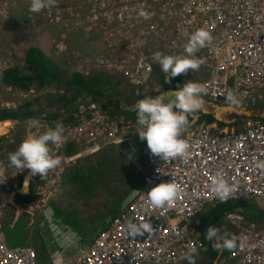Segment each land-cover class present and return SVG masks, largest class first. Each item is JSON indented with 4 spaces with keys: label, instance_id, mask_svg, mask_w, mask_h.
Returning a JSON list of instances; mask_svg holds the SVG:
<instances>
[{
    "label": "built area",
    "instance_id": "built-area-1",
    "mask_svg": "<svg viewBox=\"0 0 264 264\" xmlns=\"http://www.w3.org/2000/svg\"><path fill=\"white\" fill-rule=\"evenodd\" d=\"M99 1L91 0L95 7L90 11L96 27L100 29L97 18L107 27L102 38L106 50L94 58V65L147 89L154 67H160L154 53L187 55L179 50L185 49L192 33L205 29L211 33V43L195 52L194 56L203 63L197 74L190 72L194 82L205 89L203 98L223 104L219 95H225L228 101L231 94L237 105H264V0ZM55 14L65 19L67 24L57 23L66 29L77 31L81 26V20L72 17V11L64 9ZM85 98L61 123L65 140L50 146L51 155L59 156L61 165L43 178L48 194L60 187V174L70 162L83 152L97 151L104 141L135 145L140 142L149 173L142 187L130 196L123 212L77 257L67 260L68 264H190L189 257L193 264L201 263L195 260L201 240L192 237L190 231L184 235L185 224L207 206L222 202L210 189L211 176L216 171H222L238 184V191L224 202L241 200L257 207L264 203V124L248 122L244 129L237 130L189 121L184 130L188 154L163 161L153 156L146 142L139 139L136 132L140 126L136 121L105 111L90 96ZM62 112L56 105H47L43 115ZM68 143L74 149L66 155ZM5 160L0 157V264H38L33 246L6 245L4 217L14 194L9 187L18 188L17 176L26 169L18 173L20 170ZM169 180L181 186L182 193L169 206L150 205L147 191ZM126 217L138 225L149 223L152 229L128 236L124 227ZM244 218L236 211L226 213L223 221L232 227L231 236L237 246L223 260L264 264V227Z\"/></svg>",
    "mask_w": 264,
    "mask_h": 264
},
{
    "label": "rangeland",
    "instance_id": "rangeland-1",
    "mask_svg": "<svg viewBox=\"0 0 264 264\" xmlns=\"http://www.w3.org/2000/svg\"><path fill=\"white\" fill-rule=\"evenodd\" d=\"M105 1L107 2V0ZM30 6L31 0H0V108L28 103L30 109H33L58 99L55 96L41 94L47 91L44 87L39 92L29 93L25 90L20 93L19 91L23 90L13 87L3 80V70L12 67L19 69L25 67V51L29 47H39L51 56L59 67L62 66L71 71L85 75L93 71H105L102 67L94 65V58L106 50L102 38L106 35L107 27L99 18L96 21L100 23V29L95 26V18L92 17L90 11L95 6L91 0H56L55 6L44 8L39 13L31 12ZM64 9L72 11V17L81 20V26L77 31L66 29L57 23L62 21L63 24H67L63 17H57L55 14L56 11L63 13ZM72 9L77 12H73ZM112 75L124 79L121 87L122 92L127 95L140 94L144 96L162 89V83L155 72H153L147 89L134 86L121 75ZM179 78L180 84L191 80L188 73L179 75ZM171 86L172 84L167 87ZM248 110L246 108L236 110L226 106L216 107L205 103L201 111L213 113L219 121L231 122L232 126L241 129L249 122ZM251 110L255 115L259 113L258 108H251ZM235 114L247 116H240L238 118H242V120L236 121L238 118L235 119ZM0 124H3L0 136L4 134L5 130L7 132L11 128L9 133L17 141V146L27 134V123L22 124L20 119H9L8 122L3 121ZM136 146L110 145L91 155L80 156L75 162L77 163L76 168L85 167L84 175L92 180V186L90 185L91 188L83 189L78 193L77 184L71 181L65 183L64 175L63 185L49 200V207L54 214L49 219L51 227L47 223L49 220L45 217L50 214L49 209H45L48 212H45L47 214L45 215L40 210L28 213L7 208L5 213L7 225L14 229H17L21 223L23 226L27 225V230L24 228L25 230H19L20 232L7 233L5 231L9 237H13L8 241V246L32 245L35 251L41 252L45 260L43 264H52L53 253L57 251L63 252L66 259L76 257L79 250L84 248L92 238L87 236H90L93 231L98 233L103 229L109 222L110 214L115 216L119 213L120 209L117 211L119 203L141 184L142 178L148 172L149 168L141 151L143 146L140 142H137ZM129 198L130 196L124 201V207ZM57 209L68 213L69 217L74 219L75 225L62 223L56 214ZM17 215L18 219H16ZM17 221L21 223L19 224ZM256 223L264 226V222ZM228 228L231 229L229 226ZM79 230H85L86 236L82 237ZM87 232H89L88 235ZM71 233H75L78 239L71 246L62 247V244L70 238ZM195 260L201 261L199 264H206V255L198 253ZM219 264L229 263L221 260Z\"/></svg>",
    "mask_w": 264,
    "mask_h": 264
},
{
    "label": "clouds",
    "instance_id": "clouds-1",
    "mask_svg": "<svg viewBox=\"0 0 264 264\" xmlns=\"http://www.w3.org/2000/svg\"><path fill=\"white\" fill-rule=\"evenodd\" d=\"M55 5L56 0H31L30 11L39 13L42 9ZM211 40L210 32L198 29L191 34L185 46L187 55L154 53V59L167 76L166 82L169 78L197 70L203 61L194 54L198 49L211 43ZM204 92L205 89L199 83L188 80L178 87L174 98L166 99L168 94L163 93L156 97L145 95L136 102V122L140 126V131L136 133L141 141L146 142L147 149L153 156L165 161L188 154L189 144L184 139V130L189 124V116L195 117L204 108L205 101L202 96ZM228 99L230 102H235L231 94ZM27 129L26 136L15 151L9 154L8 159L11 166L20 170L18 173L27 169L30 176L39 174L43 178L49 170L61 165V158L51 155L50 146L65 140L64 127L61 123L50 127L38 119H31L27 121ZM210 189L220 201L224 202L238 191V184L222 171H216L211 176ZM182 191L181 186L169 180L151 187L146 194L150 205L161 208L171 205ZM124 227L128 236L133 237L143 232L149 233L152 229L149 223L138 225L130 217L125 218ZM204 236L212 242L216 250H231L236 247L235 238L216 226H209ZM77 239L76 234L71 233L62 247L71 246ZM192 251L195 252V249ZM189 261L193 264L190 257ZM52 264H68V261L63 252L57 251L53 253Z\"/></svg>",
    "mask_w": 264,
    "mask_h": 264
},
{
    "label": "trees",
    "instance_id": "trees-1",
    "mask_svg": "<svg viewBox=\"0 0 264 264\" xmlns=\"http://www.w3.org/2000/svg\"><path fill=\"white\" fill-rule=\"evenodd\" d=\"M25 67L19 69L18 67L8 68L2 71V78L5 82L9 83L11 86L16 87L20 90H28L30 88L41 89L43 87H47L49 91H45L41 94L48 96H55L56 98L54 102H49L47 105H56V108H62V114L59 113H47L43 115L44 108L47 105H43L39 108L30 109L28 103H23L16 108L13 107H1L0 108V122L4 119H20L22 124H26L27 121L31 119H38L46 126L53 127L57 123H62L65 120H68L70 115L73 114L76 105L79 102L85 101V97H91L92 99L101 102L102 108L112 114L119 113L122 114L126 119H130L132 121H136V110L125 109L121 102L125 100L127 104L133 102L135 99L140 97L141 95H127L122 92V83H124V79L121 77L114 76L106 71H93L89 74H82L77 71H71L63 68L53 61L51 56L47 55L42 49L39 47H29L25 51ZM153 72H155L161 83L162 89L167 88L168 85L165 84V73L161 71V68L154 67ZM172 85L180 87V78L179 75L175 78H171ZM51 100V99H50ZM125 102V103H126ZM247 109V108H246ZM253 110L251 108L248 110V114H250ZM195 118L200 123H213L216 122L220 126L226 125V123L219 121L215 118L212 113H208L205 111H199L195 117L189 116V119ZM258 118L264 122V117ZM242 120V118H238V120ZM24 127V126H22ZM3 128V124H0V129ZM11 129V128H10ZM2 138L0 137V143L2 142ZM129 146V144H123ZM71 144H68L65 150L66 154L71 153ZM132 147H137L135 144H131ZM74 148V147H73ZM71 150V151H70ZM142 150V149H141ZM133 152H135L132 149ZM77 164L70 168V170L65 174L64 181L65 183L73 182L77 184L78 193H80L83 189L88 190L90 185L92 186V180L84 175L85 167L80 169L76 168ZM145 176V175H144ZM44 178V177H43ZM39 176V174L35 176H31L29 181V189L27 193H16L15 200L18 203H27L34 199V185L41 184L44 182V179ZM144 177L142 178L141 184L137 186L135 189L141 187L143 183ZM92 192V191H90ZM133 191H131L132 193ZM84 193V191H83ZM131 193H129L131 195ZM128 194V195H129ZM129 195V196H130ZM127 196V198L129 197ZM127 198L125 200H127ZM119 203L117 207V211L124 207V201ZM260 206V205H258ZM262 207V206H261ZM253 206L249 203L242 201L235 202H226L223 204L216 205L208 209L206 212L201 213L199 219L196 217L197 224L196 228L200 231V238L204 243V252L206 255V264H219L220 260L225 256L229 255L235 248L231 250H223L219 251L214 249L212 242L208 241L204 233L209 226H216L221 229V221L226 212L231 210H240L244 216L252 221V222H264V208ZM116 213V212H115ZM56 214H58L60 221L66 225L71 224L75 225L74 219L70 218L68 213H63L59 209L56 210ZM114 214H110V218L113 217ZM21 221V220H20ZM17 223H19L17 221ZM21 223V222H20ZM19 223V224H20ZM22 225V223H21ZM17 227L14 229L7 225L5 222L4 228L7 233L10 232H20L19 230H27V225ZM25 228V229H24ZM77 230V229H75ZM85 230H79L81 236L84 237ZM222 231V229H221ZM91 232V231H90ZM89 232H87V235ZM97 234V232H91L90 236L93 237ZM9 240H12L13 237H9ZM36 258L40 264L45 262L44 258L41 255L39 250L36 251ZM233 264V262L228 261Z\"/></svg>",
    "mask_w": 264,
    "mask_h": 264
},
{
    "label": "bare ground",
    "instance_id": "bare-ground-1",
    "mask_svg": "<svg viewBox=\"0 0 264 264\" xmlns=\"http://www.w3.org/2000/svg\"><path fill=\"white\" fill-rule=\"evenodd\" d=\"M105 1V0H104ZM57 18V17H56ZM179 52H181V53H184L185 52V49H180L179 50ZM160 68V67H159ZM198 70H200L199 68L197 69V70H195V71H192L193 72V74H197V71ZM191 72V71H190ZM190 72H188V76L191 78V81H193L194 82V78L192 77L193 75L190 73ZM165 77H166V74H165ZM165 80V79H164ZM169 83V84H168ZM171 83H172V81L170 80L169 82H166L165 81V84L166 85H168V86H170L171 85ZM132 84V83H131ZM134 86H137V85H134ZM172 86H174V85H172ZM177 87V86H176ZM47 91H49V89L47 88V87H44ZM23 91H25V90H23ZM27 92H31V93H35V92H39V91H41L40 89H37V88H30V89H28V90H26ZM204 97V96H203ZM219 99L220 100H224V102H221V103H223V104H220V103H216V102H213V101H209V100H207V99H205V98H203L204 99V101H205V103H207V104H209V105H214V106H216V107H221V106H226V107H232V108H234V109H236V110H240V109H245V108H247V109H250V108H252V107H247V106H245V105H237L236 104V101H235V99H234V103L233 102H230L229 100L228 101H225L226 100V97H225V95H219ZM82 102H84V101H82ZM99 102V101H98ZM122 102H126L125 100H123ZM81 103V102H80ZM100 103V105H101V102H99ZM126 105H127V102L125 103ZM8 105V104H7ZM16 106L17 105H12V107L13 108H16ZM5 107H10L9 105L8 106H5ZM101 107H102V105H101ZM254 109H255V107H253ZM258 110H259V113L258 114H256L255 115V113H254V111H252L248 116L249 117H247L248 119H249V122H253V121H258L259 123H261V124H264V122H262L259 118H258V116L259 117H264V105H258ZM208 113H210V112H208ZM119 114V113H118ZM213 114V113H212ZM240 116H247V115H240V114H238V115H236L235 114V119H237L238 117H240ZM254 116H256V117H254ZM189 121H193V122H198L195 118H193V119H189ZM200 123V122H199ZM204 124H206V123H204ZM208 124H210V125H214V126H219V127H224V128H230V129H237V128H235L234 126H232V123L231 122H228V123H226V125H224V126H220L219 124H217L216 122H213V123H208ZM247 126V125H246ZM246 126H244L243 128H241V129H237V130H242V129H244ZM54 127V126H53ZM9 131H10V129L6 132V130H5V132H3L4 134L2 135V136H0V137H3L2 138V142L0 143V157H1V159L2 160H5L4 158H6L7 160H5L6 162H9V159H8V157H9V154L10 153H12V152H14L15 151V149L17 148V141H15V139H14V137L13 136H11L10 135V133H9ZM69 144V143H68ZM67 144V145H68ZM123 144H127V143H117V144H111V142H107V141H104V144L103 145H101L99 148H98V150L97 151H99V150H101V149H103V148H106L107 146H110V145H123ZM67 145L65 146V149H64V153H65V150H66V147H67ZM131 144H129V146H130ZM133 145V144H132ZM52 146V145H51ZM96 150V149H95ZM97 151H94V152H97ZM142 153H143V155H144V157H145V154H144V151H143V147H142ZM94 152H83L80 156H83V155H91V154H93ZM66 154V153H65ZM66 155H68V154H66ZM80 156L79 157H77L76 159H75V161L74 162H70V164H69V166H67L66 168H65V170H64V172L63 173H61L60 174V179H59V182H60V186L61 185H63V177H64V175L70 170V168L71 167H73L75 164H77V163H75L76 162V160L78 159V158H80ZM145 159H146V157H145ZM146 162H147V160H146ZM147 165H148V163H147ZM148 168H149V166H148ZM148 171H149V169H148ZM148 173L149 172H147L146 174H145V176H147L148 175ZM145 176H144V180H145ZM30 178H31V176H30V174H29V170H25V172H23V173H21L19 176H17V182H18V188L16 187H14L13 185H10V187H9V189H10V191H12L14 194H13V197H12V199H10V203L7 205L8 207H10V208H12L13 207V209L15 210V211H19V210H21V211H25V212H29V213H32V212H35V211H38V210H40V212H43L45 215H47L45 212H47V211H45V209H49L48 210V212H50V214H52V211H50L51 210V207H49V200H50V198L54 195V193H51V194H48V191H47V189H46V187L44 186V182L43 183H39V184H35L34 185V194H35V197H34V199L32 200V201H30V202H27V203H18V202H16V200H15V194L16 193H27L28 192V189H29V181H30ZM27 179V183H28V185L26 186V180ZM144 180H143V183H144ZM143 183H142V185H143ZM142 185H141V187H142ZM141 187H139L138 189H140ZM23 188H24V190H23ZM138 189H135V190H133V192L134 191H136V190H138ZM133 192L131 193V195L133 194ZM130 195V196H131ZM232 202H235V201H241V200H231ZM231 201H229V202H231ZM242 202H245V201H242ZM223 203H226V202H220V203H217L218 205L219 204H223ZM127 205V204H126ZM125 205V206H126ZM258 205H260V206H262L263 208H264V203H258ZM212 207H215V206H207L203 211H201V213H204V212H206L208 209H210V208H212ZM25 208H28V209H34V210H32V211H26L25 210ZM124 208L125 207H123L122 209H120V211H119V213L118 214H121L122 212H123V210H124ZM231 211H236V212H239V213H241L243 216H244V214L240 211V210H237V209H235V210H231ZM47 212V213H48ZM228 212H230V211H228ZM228 212H226V213H228ZM200 213V214H201ZM226 213H225V215H226ZM48 215V216H45V217H47L46 219L47 220H49L51 217L50 216H52V215ZM117 214V215H118ZM200 214H197V215H195L194 217H190V219L188 220V222H187V224H185V223H182V224H185V227H187L186 229H187V232H184V235H189V231H190V234H191V236L193 237V236H197L200 240H201V238H200V235L199 234H197V233H195V231H192V224H191V221L194 219V218H196L197 216H199ZM117 215H115V216H113V217H111L108 221V224L103 228V229H101L94 237H92L88 242H87V245L91 242V241H94L96 238H97V236L99 235V233L101 234L102 233V231H104L105 229H106V227L109 225V223L111 222V220L114 218V217H116ZM225 215H224V217H223V219L225 218ZM245 217V216H244ZM192 218V219H191ZM4 219H5V217H4ZM246 221H248V222H251V223H255V222H252V221H250V220H248L246 217L244 218ZM47 223L49 224V226L51 227V220H49V221H47ZM225 223V222H224ZM226 224V223H225ZM229 226V225H228ZM259 226H261V227H264L263 225H259ZM229 227H231V226H229ZM4 229V228H3ZM232 231V227H231V229L230 230H228L227 231V233H229L230 235H232V233L233 232H231ZM6 245H8V240L6 241ZM201 243H202V245H201V247L199 248V252L198 253H203L204 252V243H203V241L201 240ZM26 245H30V244H26ZM86 244H85V247L87 246ZM30 246H32V245H30ZM236 246H237V244H236ZM84 247V248H85ZM6 248H8L7 246H6ZM83 248H81L79 251H81ZM235 250V249H234ZM234 250L232 251V252H230L229 253V255L231 256V254L234 252ZM34 251H35V249H34ZM35 253H36V251H35ZM79 254V253H78ZM229 255H227L226 257H228ZM77 257V256H76ZM67 260H69V259H67ZM223 262H228L229 260H223V258L221 259ZM220 260V261H221ZM233 262V264H237L236 262H234V261H232ZM38 264H40L39 262H37ZM178 264H183V263H178Z\"/></svg>",
    "mask_w": 264,
    "mask_h": 264
},
{
    "label": "water",
    "instance_id": "water-1",
    "mask_svg": "<svg viewBox=\"0 0 264 264\" xmlns=\"http://www.w3.org/2000/svg\"><path fill=\"white\" fill-rule=\"evenodd\" d=\"M178 90V87L176 86H171V87H167L159 92L156 93H152V94H148L147 96H151V97H156L157 95H161L163 93H167L168 96H166V99L168 98H174V94L175 92ZM145 96V95H144ZM144 96H140L137 99H135L133 102L129 103V104H125L124 102H121V104L123 105V107L125 109H129V110H136V102L140 99H143Z\"/></svg>",
    "mask_w": 264,
    "mask_h": 264
},
{
    "label": "crops",
    "instance_id": "crops-1",
    "mask_svg": "<svg viewBox=\"0 0 264 264\" xmlns=\"http://www.w3.org/2000/svg\"><path fill=\"white\" fill-rule=\"evenodd\" d=\"M8 120L9 119H4V120H1L2 122L4 121V122H8ZM71 150H73L74 148H73V146H71ZM70 150V151H71ZM28 185V183H27V181H26V186ZM7 208H9V207H7ZM11 209H13V207L11 208ZM52 211V210H51ZM50 215H54L53 214V212H52V214H50ZM51 217V216H50ZM198 219H199V217H197ZM16 219H18V215L16 216ZM4 224H5V219H4ZM191 224H192V231H195V233H197V234H199V235H201V233H200V231L196 228V224H197V220H196V218H194L192 221H191ZM10 226V225H9ZM13 228V227H12ZM221 229H222V232H227L228 231V225L227 224H225L224 223V221H223V219H222V221H221ZM4 231H5V228H4ZM6 234V233H5ZM6 237H7V240L9 239L8 238V234H6ZM226 263V262H225ZM227 263H229V262H227ZM229 264H231V263H229Z\"/></svg>",
    "mask_w": 264,
    "mask_h": 264
}]
</instances>
